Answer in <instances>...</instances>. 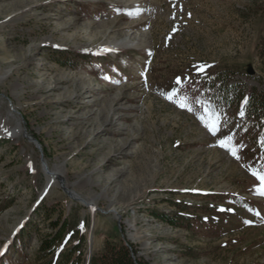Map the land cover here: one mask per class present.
<instances>
[{"label": "rangeland", "instance_id": "374dc122", "mask_svg": "<svg viewBox=\"0 0 264 264\" xmlns=\"http://www.w3.org/2000/svg\"><path fill=\"white\" fill-rule=\"evenodd\" d=\"M215 75L264 98V0H0V264H264V136Z\"/></svg>", "mask_w": 264, "mask_h": 264}, {"label": "trees", "instance_id": "16d2710c", "mask_svg": "<svg viewBox=\"0 0 264 264\" xmlns=\"http://www.w3.org/2000/svg\"><path fill=\"white\" fill-rule=\"evenodd\" d=\"M198 84L192 88L195 90L197 87L200 88L204 95L211 96V99H215L218 105L222 108L229 109V107H241L245 113V118L249 121H253L251 127H258L264 136V112L260 113L258 106L264 107V98H254L253 94L246 93L239 85L231 83L222 75H215L212 78L207 79L204 84ZM193 90V91H194ZM254 101L258 104H254ZM247 126L245 129H248ZM264 156V154H263ZM262 164H264V157H262ZM162 221L169 222L167 218H162ZM170 223V222H169ZM54 222L52 225H55ZM174 224L171 222V225ZM66 228V224H62L61 228L54 234L50 240L45 241L41 247V251H53L54 244L62 237ZM79 249L80 245L73 247ZM71 252L65 255V261ZM66 264V262H64ZM76 264V263H74ZM88 264H146L136 258V252L131 244H120L115 245L107 243L104 254L99 257H92Z\"/></svg>", "mask_w": 264, "mask_h": 264}, {"label": "snow or ice", "instance_id": "6c2138e0", "mask_svg": "<svg viewBox=\"0 0 264 264\" xmlns=\"http://www.w3.org/2000/svg\"><path fill=\"white\" fill-rule=\"evenodd\" d=\"M201 71H203V68H201ZM180 83H181V80L178 78L177 84H180ZM175 95H176V91L174 90L173 93L170 96H168V99H172ZM186 100L187 98L185 97L183 100L178 101L179 106L183 108H187V110L191 111L192 109L189 105H187ZM205 111L207 114V109ZM241 115H243V113H241ZM200 119L205 121L206 127H208L209 131H211L215 135L218 130L219 116H217L215 120H205L204 116L200 117ZM231 139H232L231 136L227 137L226 139H221L219 141L220 146L228 147V143L229 141H231ZM260 143H261V146L264 147V137L261 138ZM228 150L232 153L234 157L239 159V157L237 156V149L235 147L228 148ZM252 175L256 177L257 180L260 181L262 186H264V171L253 170ZM260 194L264 195V188L261 189ZM221 210L223 211V209Z\"/></svg>", "mask_w": 264, "mask_h": 264}, {"label": "bare ground", "instance_id": "6f19581e", "mask_svg": "<svg viewBox=\"0 0 264 264\" xmlns=\"http://www.w3.org/2000/svg\"><path fill=\"white\" fill-rule=\"evenodd\" d=\"M18 134V133H17ZM49 175H51L50 173H48ZM117 211V210H116Z\"/></svg>", "mask_w": 264, "mask_h": 264}]
</instances>
